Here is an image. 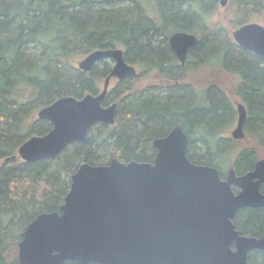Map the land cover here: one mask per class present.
Wrapping results in <instances>:
<instances>
[{
  "label": "trees",
  "instance_id": "trees-1",
  "mask_svg": "<svg viewBox=\"0 0 264 264\" xmlns=\"http://www.w3.org/2000/svg\"><path fill=\"white\" fill-rule=\"evenodd\" d=\"M145 1L0 0V264H20L21 232L39 213L58 210L82 162L107 164L112 157L150 162L156 151L152 140L176 123L190 136L186 153L195 163L222 169L224 161L244 172L264 156V55L243 48L231 33L206 21L218 0H149L154 14ZM228 4L233 27L258 20L264 24V0ZM176 30L197 36L184 65L168 44ZM115 47L129 64L156 70L166 86L156 93L152 86L138 88V74L116 80L102 101L104 106L117 102L114 124H93L83 142H72L54 158L22 160L19 145L52 126L33 113L61 96L97 93L112 68V60L105 58L83 71L74 57ZM189 59L193 68L207 65L229 77L231 90L211 82L197 90L181 81ZM234 100L246 109L244 137L208 142L235 121ZM235 224L243 234L260 235L264 207L241 209ZM248 261L264 264V251H249Z\"/></svg>",
  "mask_w": 264,
  "mask_h": 264
},
{
  "label": "water",
  "instance_id": "water-1",
  "mask_svg": "<svg viewBox=\"0 0 264 264\" xmlns=\"http://www.w3.org/2000/svg\"><path fill=\"white\" fill-rule=\"evenodd\" d=\"M228 0H219L226 6ZM245 49L264 55V25L246 22L231 31ZM197 42L193 33L176 30L168 44L184 65ZM109 58L112 68L95 94L80 98L61 96L36 111L51 128L32 135L17 148L26 162L54 158L72 142H83L90 127L115 122L117 102L102 105L110 79L134 75L119 47L90 51L76 65L89 70ZM237 112L231 136L244 137L246 109L234 100ZM188 135L180 123L152 140L150 162L107 164L82 162L70 176L69 189L58 210L35 216L21 232L17 257L20 264H250L248 252L264 251L260 237L242 235L232 222L241 207H264V157L252 170L222 180L216 167L196 164L186 155ZM231 184L238 186L234 193Z\"/></svg>",
  "mask_w": 264,
  "mask_h": 264
},
{
  "label": "rangeland",
  "instance_id": "rangeland-1",
  "mask_svg": "<svg viewBox=\"0 0 264 264\" xmlns=\"http://www.w3.org/2000/svg\"><path fill=\"white\" fill-rule=\"evenodd\" d=\"M217 6L209 13L207 16L206 21L214 26H219L223 28L224 30L231 33V31L235 28L231 24V20L233 18V10L232 7L228 4L226 6H220L219 0L217 1ZM145 7L148 9V12L150 14H154L155 7L154 3L150 2L149 0L145 1ZM263 23L261 20L254 21ZM81 56L74 57V61L80 60ZM188 67H186L185 70V78L181 81L188 83L195 89L202 88L203 86H206L210 82H217L220 87L224 88L225 90H231L232 83L229 80V77H226L225 75L219 74L217 69L210 66H204V67H196L193 68V64L191 63V59H189ZM113 64V61H112ZM137 69L138 76L134 79V85L138 88L145 87V86H152L153 89L156 85V88L159 86L160 82L164 81L165 79L163 76H155L154 71H146L144 67L138 65L137 63L133 64ZM116 82V79H112V83L114 84ZM112 85V84H111ZM33 117H36V112L33 113ZM235 122V121H234ZM234 122L229 126L228 130H232L234 128ZM236 147H239L237 145ZM237 149V148H236ZM234 152H232L233 155ZM235 155V154H234ZM231 157L230 155H228ZM224 161L220 162L221 168L223 170H226L229 167V163H226L224 165Z\"/></svg>",
  "mask_w": 264,
  "mask_h": 264
},
{
  "label": "flooded vegetation",
  "instance_id": "flooded-vegetation-1",
  "mask_svg": "<svg viewBox=\"0 0 264 264\" xmlns=\"http://www.w3.org/2000/svg\"><path fill=\"white\" fill-rule=\"evenodd\" d=\"M187 54H188V52H187ZM188 59V57H186V60ZM177 61H178V59H177ZM179 62V61H178ZM180 64V63H179ZM133 65V64H132ZM134 66V65H133ZM135 67V66H134ZM136 68V67H135ZM155 76L157 75V76H159L160 74L159 73H157L156 72V70H155ZM135 74H137V69H136V73ZM132 76V75H131ZM161 76V75H160ZM128 77V76H127ZM112 79H116V80H121V79H117V78H115V77H112L111 79H110V82H109V85L111 86V84H112ZM123 79V78H122ZM212 83H216L217 84V86H220L217 82H211V84ZM166 84H167V80H164L163 82L161 81L160 82V84H159V86H166ZM209 84V83H208ZM207 84V85H208ZM109 85H108V87H109ZM158 86V87H159ZM154 90H155V93H156V85H155V87H154ZM221 90H222V87H221ZM107 95V94H106ZM111 104V103H110ZM103 105V104H102ZM109 105V104H108ZM106 106V105H105ZM237 116V115H236ZM234 124H235V122H234ZM235 126V125H234ZM229 129V127L225 130V131H218V134L216 135V136H213V137H210V139H207V141L209 142V141H214V142H217L218 141V139L219 138H222V139H228L229 141L230 140H237V139H235V138H232V136H231V130H228ZM188 135V134H187ZM202 137V134H199V135H197V136H195L193 139L197 142V141H199L200 140V138ZM190 139V136L188 135V140ZM189 142V141H188ZM156 150V149H155ZM156 152V151H155ZM186 155H187V153H186ZM188 157V156H187ZM264 157V156H263ZM189 158V157H188ZM260 158H262V157H260ZM260 158H257L256 160H255V162L258 160V159H260ZM235 159V158H234ZM233 159V160H234ZM190 160V159H189ZM191 161V160H190ZM193 162V161H192ZM255 162H254V164H253V167H254V165H255ZM193 163H195V162H193ZM196 164H199V163H196ZM205 165H208V164H205ZM211 166H214V167H216L217 169H218V171H219V176H220V178L222 179V180H226L227 179V172H228V170L230 169V168H233L234 169V172H235V175H242V174H244V173H246L247 171H250V170H252L253 169V167L251 168V169H248V170H246V171H244V172H237L236 170H235V168H234V166L232 165V163L231 164H229V167L226 169V170H223V168L222 169H220V168H218L217 166H215V165H211ZM227 167V166H226ZM264 183H262L261 184V186L263 185ZM231 188H232V191L234 192V193H238V191H239V187L238 186H236V185H234V184H231ZM260 189H261V187H260ZM244 208H252V207H241V208H239L237 211H236V213H235V215H234V217L232 218V222H233V224H234V227H235V229H237V230H239L240 232H241V234L242 235H246V234H243L242 233V230H240L239 228H237V226H236V224H235V217H236V215H237V213L241 210V209H244ZM264 231V230H263ZM263 233V232H262ZM261 233V234H262ZM261 234L260 235H247V236H255V237H260L261 236ZM251 251V250H250ZM249 253V252H248ZM247 258H248V255H247Z\"/></svg>",
  "mask_w": 264,
  "mask_h": 264
}]
</instances>
